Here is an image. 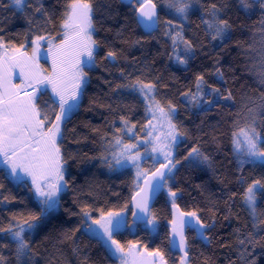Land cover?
<instances>
[{
	"label": "snow or ice",
	"instance_id": "snow-or-ice-1",
	"mask_svg": "<svg viewBox=\"0 0 264 264\" xmlns=\"http://www.w3.org/2000/svg\"><path fill=\"white\" fill-rule=\"evenodd\" d=\"M121 4L128 11L115 35L127 47L117 48L107 38H96L107 20L120 15L109 0H55L48 7L44 0H0V11L15 9L28 26L13 39L4 27L7 16L0 20V207L24 203L14 192L25 189L36 203L35 210L10 212L6 223L0 220V264H68L64 245H70L77 264H97L83 239L98 245L111 264H217L215 253L205 251L213 247L228 249L222 264H264V0H166L168 19L157 11L156 0ZM257 9L259 37L236 45L240 67L255 77L256 87L229 86L239 74L230 66L233 74L227 76L218 56L210 70L202 67L183 87L165 82L152 68L154 61L129 58L130 48L143 46L140 38H127L129 21L150 38L162 32L168 59L188 69L199 55H211L207 48L224 51L236 28H243L240 13ZM193 15L199 31L188 37ZM93 78L106 87L89 96ZM177 94L180 105L172 99ZM86 98L85 111L108 113L103 126L84 122L98 145L92 156L68 146L87 140L69 128ZM183 105L192 127L178 119ZM138 106L143 114L134 121ZM224 110L230 116L227 129L218 122L205 130V118L215 114L223 121ZM181 144H187L183 154ZM85 160L99 161L110 173L131 175L127 198L101 205L95 183L77 185L72 168ZM204 170L226 191L182 207V171ZM194 187L207 192L203 185ZM69 193L74 207L66 206ZM160 193L169 206L166 247L123 240V233L141 228L159 236L162 227L152 204ZM237 201L246 221L240 220ZM65 217L78 219L65 228ZM231 219L239 222L229 238H217L221 221Z\"/></svg>",
	"mask_w": 264,
	"mask_h": 264
},
{
	"label": "trees",
	"instance_id": "trees-1",
	"mask_svg": "<svg viewBox=\"0 0 264 264\" xmlns=\"http://www.w3.org/2000/svg\"><path fill=\"white\" fill-rule=\"evenodd\" d=\"M111 7L114 12L119 13L115 19H109L105 22V30L98 31L96 33V38L107 40L117 48L127 47V45H123L120 43L118 37H116L115 33L119 31L122 27H124L123 13L127 12L128 9L126 5L121 4V0H109ZM156 2L160 5L158 7V11L164 19L170 18L166 13L169 12L166 5V0H156ZM45 6L48 7L55 3V0H44ZM28 11H31L30 9ZM5 15L7 19L4 20V27L6 32L9 34V38H15V33H23L27 30V24L25 23L24 16L17 12L15 9L7 10V12L0 11V20H3ZM232 19H236V15L232 16ZM260 13L259 9L252 12L250 15H244L240 13V23L243 24V28H236L233 33V40L230 45L224 50L221 51L219 47L207 48L206 50L211 53L209 56L199 55L198 59L193 61L188 69L183 68L175 64L174 62L168 59L166 54V45L165 38L163 37L162 32H157L155 34V38H150L146 34H144L143 29L136 27L134 24H131L129 21L130 27L125 29V33L127 38L131 40H135L140 38L143 46H136L129 49V58H138L137 63L141 61L151 62L152 68L158 70V73L162 76L165 82L170 85L177 82V87H183L186 85H190L192 79L194 78V73L199 71L202 67L208 68L210 70V66L215 63V59L218 56L220 59L221 65L224 67L227 76H231L233 73H229L228 69L230 66L235 67L236 72L239 74V78L233 82L231 79L229 80V86L236 88L237 85L240 86L241 89H248L252 87H256L254 84L255 77L247 73L240 67V49L237 48V43L239 42L241 46H246L247 44L253 43V38L259 37V28H260ZM59 22V20H57ZM199 23V18L196 15L190 17V20L187 22L188 27L186 28V35L188 37L192 36V30L199 31L196 28V25ZM99 28V25H98ZM111 28L112 31H106V29ZM159 41V43L157 42ZM207 44V41L205 42ZM103 51V50H101ZM45 68L50 67L48 61L42 60L40 61ZM99 74V71H97ZM226 76V78H227ZM215 78L212 77L210 82ZM106 86L102 85L99 81L93 78L92 83L89 86V96H96L102 90L105 89ZM175 91V89H173ZM172 99L180 105V97L179 95H175ZM88 107V99L86 98L84 101V108L80 110L79 113L74 115L69 128L75 127L76 132L81 136H86L87 140L82 141L80 144H70L68 145L73 150H79L81 153H87L89 156L96 155L98 151V145L93 142L94 134H92L89 128L84 126V122H90L92 125L103 126L105 123V117L108 116V113L99 109L94 112L85 111ZM187 105L179 106L178 119L182 121L186 126L192 127V121L187 118L186 115ZM225 111L224 120H221V117L215 114L209 115L205 118V130H209L210 126L213 124H217L218 122L221 124L223 129H227L228 125L225 121L230 119V116L227 115V111ZM143 109L141 107H137L135 113L132 114V119L135 121L138 117L142 116ZM193 119H196L193 116ZM199 123V120H197ZM139 128V125L137 126ZM225 142V151L230 148L228 144L227 136L223 137ZM190 143V141L188 142ZM187 144L180 145V153L183 154ZM223 159L222 156L217 157V160ZM148 166H151L150 164ZM219 168L220 165L218 164ZM72 172L76 177V184L82 185L89 181L95 183L97 192L100 194L99 204L103 205L105 202L109 204L117 203L120 198H127L130 191L131 184V175L125 174H116L110 173L106 168L102 167L99 161H87L85 160L83 163H80L78 166L74 165L72 168ZM219 174V173H218ZM181 186L186 189V194L184 200L181 201V206H185L187 204L188 207H191L193 204L201 203L208 194H215L217 197L223 194L226 189L217 182V180L212 176V173L208 170L204 171H182L181 177L179 178ZM7 183V182H5ZM194 185H203L207 190L206 193L201 194L200 189L194 187ZM234 187V186H230ZM113 192L120 193V197L113 195ZM17 195L18 200L20 198H24V203L13 202L11 204L6 205L5 207H0V220L7 222L10 212H27L29 210L36 209V203L34 200L29 199L30 193L27 190H20L18 193L14 192ZM73 194L69 193L66 196V206L71 205V196ZM84 199L91 200L92 197H82ZM237 211L239 212V217L241 221L247 220V213L239 207V201H237ZM74 207V206H73ZM264 207V205H261ZM153 208L159 218V222L161 224L162 230L159 236L151 235L148 231L143 230L141 228L135 234H128L127 232L123 233L121 238L123 240H133L140 239L142 242L147 243L149 248H153L156 246L166 247V241H164L163 237V227L167 224L168 214H169V206L166 204V194L161 193L159 197L156 199L153 204ZM223 215V213H221ZM78 218H67L65 217L66 223L63 225L65 228L72 225L73 220ZM129 222H131V216L128 217ZM239 221L236 219L221 221L222 227L217 229V238L223 237L224 239L229 238V234L232 230L237 226ZM78 237L81 236V233L76 234ZM37 243H40V240L37 239ZM82 245L87 246V250L90 252L92 258L97 262V264H111L110 261L103 260V253L101 252L98 245L94 242L89 241L87 239H83L81 241ZM44 244L40 245L39 252L43 253ZM65 248V257L68 261V264H77L76 258L72 256L70 245H64ZM5 254H7V250H4ZM206 252L215 253L217 258V264H222L224 261V254L228 252V249H220L219 247H213L211 249L206 248ZM259 251V250H257ZM39 258V257H38ZM171 264V260L169 261Z\"/></svg>",
	"mask_w": 264,
	"mask_h": 264
},
{
	"label": "water",
	"instance_id": "water-1",
	"mask_svg": "<svg viewBox=\"0 0 264 264\" xmlns=\"http://www.w3.org/2000/svg\"><path fill=\"white\" fill-rule=\"evenodd\" d=\"M157 11H158V9H157ZM158 12H159V11H158ZM160 194H161V193H160ZM160 194H158V195L154 198V200H153V204L155 203L156 199L159 197ZM153 204H152V206H153Z\"/></svg>",
	"mask_w": 264,
	"mask_h": 264
},
{
	"label": "rangeland",
	"instance_id": "rangeland-1",
	"mask_svg": "<svg viewBox=\"0 0 264 264\" xmlns=\"http://www.w3.org/2000/svg\"><path fill=\"white\" fill-rule=\"evenodd\" d=\"M42 60H44V59H42ZM42 60H41V61H42ZM45 61H46V60H45ZM48 63H49V66H50V61H48ZM141 150H143V149H141Z\"/></svg>",
	"mask_w": 264,
	"mask_h": 264
}]
</instances>
